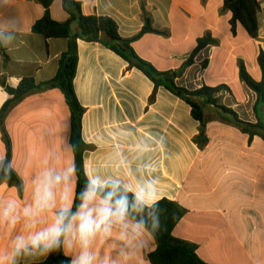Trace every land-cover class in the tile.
<instances>
[{
	"label": "crops",
	"instance_id": "obj_1",
	"mask_svg": "<svg viewBox=\"0 0 264 264\" xmlns=\"http://www.w3.org/2000/svg\"><path fill=\"white\" fill-rule=\"evenodd\" d=\"M86 15L113 18L123 38L137 36L145 15L157 32L143 34L132 46L161 72L179 71L192 56L198 40L211 35L218 41L203 48L193 63L176 78L190 91L226 85L217 95L240 118L257 123V95L240 79V63L258 81L259 55L264 52V0L258 14L259 36L251 38L237 24L225 0H73ZM66 0H54L52 18L66 22ZM45 14L39 0H0V79L16 88L24 77L37 83L53 79L68 38L46 39L32 28ZM78 32L77 22L71 24ZM79 62L74 86L85 108L82 137L88 179L118 181L135 192L151 187V206L162 199L174 201L186 213L173 230L176 238L197 246L208 264H264V139L250 137L230 115L201 99L208 144L201 148L194 137L200 122L191 107L164 86L150 100L155 84L137 68L99 42L78 40ZM10 98L0 84V110ZM264 123V103L259 105ZM11 139V166L19 179H0V210L14 204L15 226L0 220V264H38L47 255L14 254L18 236H27L52 223L62 205L71 209L77 192L75 154L70 143L71 111L57 88L34 92L12 108L5 120ZM8 153L0 128V163ZM75 171L54 188L55 207L40 213L31 224L24 209L31 208L40 179L47 172ZM157 242L148 228L127 213L123 225L113 226L107 237L97 236L91 251L109 264H151L149 254ZM72 259L79 248L63 247Z\"/></svg>",
	"mask_w": 264,
	"mask_h": 264
},
{
	"label": "trees",
	"instance_id": "obj_2",
	"mask_svg": "<svg viewBox=\"0 0 264 264\" xmlns=\"http://www.w3.org/2000/svg\"><path fill=\"white\" fill-rule=\"evenodd\" d=\"M39 1L45 7V14L34 24L32 28L33 32L42 35L46 39L68 38L70 39V43L68 49L60 56L59 69L53 79L37 83L32 77H24L16 88L10 87L5 78L0 79V84L10 95V98L0 110V128L4 132V140L8 147L7 156L0 163L1 180L7 181L10 184L19 183V179L11 166V139L5 129L7 115L14 106L28 95L34 92L57 88L64 94L71 111L70 143L75 154L77 173V192L72 211H75L79 205V194L90 181L84 167V152L89 147L82 137V120L85 108L80 104L74 86L79 62V39L103 44L126 60L129 64V69L137 68L148 76L155 84V90L150 98L151 101L155 99L156 91L160 86H164L174 95L184 100L191 107L192 116L200 122L198 134L194 137V141L201 148L205 147L209 141L206 129L207 122L201 99H205L207 103L230 115L232 121L251 138L257 135L264 139V123L260 118L258 108L260 104L264 103L263 51H261L258 59L262 70V79L260 81L256 80L249 73L243 62L240 63V79L257 95L254 110L258 121L257 123H251L241 119L236 111L222 104L221 98L217 97L222 91L229 90L228 86H203L200 89L190 91L178 86L176 83V78L193 63L195 56L203 48L218 43L211 35H206L198 40V46L194 53L179 71L161 72L151 63L142 59L132 46V43L143 34L157 32L153 28L151 18L147 14L145 15V25L142 31L137 36L126 39L120 35L118 24L113 18L106 15H86L83 13L81 5L73 0H70V3L66 4L70 14V18L66 22H58L52 18L49 8L54 0ZM224 8L230 10L232 13L230 23L233 34H236L237 24L240 23L251 38H258V14L261 11L260 0H225ZM73 22H77L79 27L78 32L75 34L72 33L71 29ZM120 189L121 193L126 194L129 198L128 213L131 218L148 228L156 239L157 248L148 256L151 264H208L199 257L195 244L176 238L173 235L174 228L186 213V210L182 206L168 199H162L151 206H133L135 195L121 186ZM70 260L64 254L63 247H61L59 251L47 254L46 260L38 264H70Z\"/></svg>",
	"mask_w": 264,
	"mask_h": 264
},
{
	"label": "clouds",
	"instance_id": "obj_3",
	"mask_svg": "<svg viewBox=\"0 0 264 264\" xmlns=\"http://www.w3.org/2000/svg\"><path fill=\"white\" fill-rule=\"evenodd\" d=\"M75 171L70 167L63 175L47 172L40 179L34 205L24 209V217L31 224L39 223L40 213L55 207L54 188L62 181H67ZM154 193L151 187H141L135 192L133 206L149 204ZM80 203L75 211L67 205H62L54 216L52 223L27 236L16 238L14 254L39 253L47 255L59 251L61 247L71 250L79 248V252L70 264H109L108 260L97 261L91 251L93 240L99 235L107 237L113 226L123 225L129 209V198L121 193L118 181H101L92 178L79 194ZM0 220H5L10 226H15L18 216L12 203L0 210ZM158 226V224H157Z\"/></svg>",
	"mask_w": 264,
	"mask_h": 264
},
{
	"label": "water",
	"instance_id": "obj_4",
	"mask_svg": "<svg viewBox=\"0 0 264 264\" xmlns=\"http://www.w3.org/2000/svg\"><path fill=\"white\" fill-rule=\"evenodd\" d=\"M66 2H67V4H69L70 3V0H66Z\"/></svg>",
	"mask_w": 264,
	"mask_h": 264
}]
</instances>
